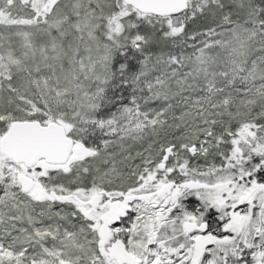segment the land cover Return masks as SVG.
Segmentation results:
<instances>
[{
    "label": "snow or ice",
    "instance_id": "snow-or-ice-1",
    "mask_svg": "<svg viewBox=\"0 0 264 264\" xmlns=\"http://www.w3.org/2000/svg\"><path fill=\"white\" fill-rule=\"evenodd\" d=\"M0 264H264V0H0Z\"/></svg>",
    "mask_w": 264,
    "mask_h": 264
}]
</instances>
